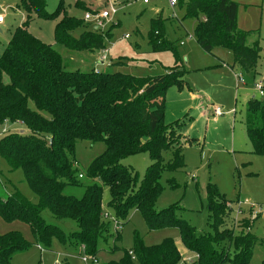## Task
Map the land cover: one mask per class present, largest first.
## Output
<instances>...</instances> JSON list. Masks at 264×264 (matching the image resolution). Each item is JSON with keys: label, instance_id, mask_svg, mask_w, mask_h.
<instances>
[{"label": "trees", "instance_id": "trees-1", "mask_svg": "<svg viewBox=\"0 0 264 264\" xmlns=\"http://www.w3.org/2000/svg\"><path fill=\"white\" fill-rule=\"evenodd\" d=\"M60 5L48 12L44 0H22L28 15L14 28L0 54V127L19 125L27 130L0 136V159L8 171H23L37 198L31 202L14 188L6 197L0 196V217L6 223L27 224L40 246H49L55 237L73 247L84 246L85 253L98 257L100 242L107 243L111 237L114 242L120 241L122 225L129 221L131 212L137 211L150 231L178 230L188 256H197L191 264H221L227 260L246 264L256 238L250 233L234 234L227 225L232 223L230 202L215 187L210 186L207 195L211 221L207 232H197L178 217L176 210L180 207L176 203L156 209L163 191V171H183L184 146L194 142L181 133L178 121L165 123L166 91L170 86L182 88L186 71L178 62L177 46L164 37L162 20L151 19L148 43L153 52L173 54L175 63L164 73L136 76L120 71L65 69L56 47L27 30L31 11L58 20L54 41L68 50L101 52L106 48V33L95 25L88 29L84 19L67 15ZM178 6L185 9L186 16L202 12L194 36L204 52L226 48L232 54L231 66L245 73L255 71L262 49L258 39L248 45V32L238 29L237 1L178 0ZM80 28L83 30L75 36ZM174 71L180 78L173 75ZM243 124L252 152L264 155V93L248 99ZM81 140L104 144L87 169L86 183L80 181L83 176L74 154ZM141 152L151 160L143 177L121 163L123 158ZM167 183L170 188L178 186L172 178ZM70 186L81 187L82 195L66 194ZM104 188L109 194L108 210L102 206ZM46 211L50 218L44 217ZM104 213L120 220L119 230H112ZM27 248L19 231L0 233V264H11L13 254ZM117 251L118 259L98 264H186L171 237L146 245L134 233L129 249L116 245L109 249L110 254Z\"/></svg>", "mask_w": 264, "mask_h": 264}, {"label": "rangeland", "instance_id": "rangeland-1", "mask_svg": "<svg viewBox=\"0 0 264 264\" xmlns=\"http://www.w3.org/2000/svg\"><path fill=\"white\" fill-rule=\"evenodd\" d=\"M44 1L48 12H54L61 2V11L64 10L67 15L77 19H83L88 11L94 13L96 10L108 9L111 5L117 9L110 20H103V29L98 28V31L106 33L104 41L107 49V60L99 65H96V58L101 52H77L57 45L53 31L58 20H50L36 15L33 11L30 12L32 19L27 30L45 43L56 47L62 56L65 69L120 71L136 76H155L164 73L165 68L175 63L173 54L170 51L153 52L148 43L151 19L158 21L162 19L164 37L177 46L180 57L178 62H182L186 71L184 75L186 85L182 90L177 91L170 86L166 91L167 121L187 107L184 114L188 115H183L180 120L181 131L196 138L197 141L184 146L183 171H163L160 179L163 191L157 199L156 209L160 210L176 203L180 207L176 210L178 217L194 226L197 232H207L211 223L208 219L207 195L210 186L215 187L230 202L232 223L227 225L234 234L250 233L256 238L246 264H261L264 261V155L252 152L243 117L246 100L258 95L254 89L255 84L261 81L264 86V0H235L240 3L236 19L238 29L248 32V45L258 39L262 49L255 71L248 73L238 69L230 72L222 66L221 61L228 64L232 62L230 50L215 47L210 54L201 49L194 36L195 23L203 16L201 11L186 16L185 9L177 5L174 8L176 19H171L167 0L150 1L148 4L142 3L141 0ZM0 13L4 15V22L0 26L1 54L10 37L11 26L25 19L28 14L22 6V0H0ZM87 23L85 22V25L88 29L93 28V23ZM82 30L78 29L74 35L78 36ZM234 74H241L244 84H237ZM173 75L180 78L177 71H174ZM206 105L209 106L207 109L209 111L212 106L220 107L223 115L217 119L202 115ZM233 110H236L235 114ZM2 127L6 130L3 133L0 129V136L15 131H27L25 127L19 125ZM103 149L104 144L101 141L92 143L81 140L76 143L74 154L76 166L83 176L80 178L82 183L88 182L87 169ZM121 163L137 172L139 177H143L151 160L147 153L141 152L123 158ZM171 178L178 184L177 187H169L167 180ZM0 179L1 197H6L7 193L16 188L29 201L36 202L37 198L26 183L23 171L21 169L8 171L7 164L1 159ZM65 193L80 197L83 189L70 186L65 189ZM238 200H247L249 205H242L239 223L235 224ZM108 201V190L104 188L102 195L104 210H108ZM250 205H253V208H250ZM44 217L50 218L47 211ZM56 223L65 225L64 222ZM71 229H74V226ZM12 230L22 234L28 248L15 252L11 264H52L57 253L65 257V264H84L79 247L64 244L53 237L49 246L41 244L44 249L42 252L37 248L38 243L27 224L19 221L6 223L0 217V233ZM120 233V241L114 242L111 237L107 243L100 242L98 254L100 263L118 259L120 251L110 254L109 249L114 245L129 249L134 233H137L146 245L157 244L163 238L171 237L180 254L185 257L189 255L180 240L178 230L165 228L150 231L137 211L130 213L129 221L122 225ZM230 253L231 256L235 253L232 247ZM221 264L236 263L227 260Z\"/></svg>", "mask_w": 264, "mask_h": 264}, {"label": "built area", "instance_id": "built-area-1", "mask_svg": "<svg viewBox=\"0 0 264 264\" xmlns=\"http://www.w3.org/2000/svg\"><path fill=\"white\" fill-rule=\"evenodd\" d=\"M141 1L144 4H148L150 1H155V0H141ZM167 5H168L169 9L171 10L170 18L176 19V14L174 12V8L177 7L178 0H167ZM116 11H117V9L113 5H111L108 9L96 10L94 13H92L91 11H88L84 14L83 19L85 22L93 23L95 25L94 28L103 29V27H104V23H103L104 21L103 20H110L112 18V16L116 13ZM3 22H4V15L0 13V26L3 24ZM126 37L127 36H125V38ZM106 54H107L106 49L101 51L100 60L102 62L106 59V57H107ZM235 77H236L238 82L244 83V80H243V77L241 74H238V75L235 74ZM263 87L264 86L262 85L261 81H259L258 83L255 84L254 89L258 92V95H262L264 93ZM211 112L215 116H220L223 114L222 109L218 106H212ZM233 112H234V110H233ZM0 129H1V132L5 133L4 132L6 130L5 127L1 126ZM246 204L249 205L247 200H238L237 201V212H236L235 218H234L235 224L239 223L238 218H239L240 213H242L241 207H242V205H246ZM250 208H253V205H250ZM104 217L107 220L112 222L114 231H117L120 229L121 222H120V220L116 219L115 216L110 215L109 213H104ZM36 246L40 251H42V252L44 251V249L40 245L37 244ZM84 249H85L84 246L80 247L82 262L84 264H98L99 263L98 257L85 253ZM61 257H63V255H61L60 253H57L52 264H63L65 257L60 259ZM196 257L197 256H186L185 262L191 263L194 260V258H196Z\"/></svg>", "mask_w": 264, "mask_h": 264}, {"label": "crops", "instance_id": "crops-1", "mask_svg": "<svg viewBox=\"0 0 264 264\" xmlns=\"http://www.w3.org/2000/svg\"><path fill=\"white\" fill-rule=\"evenodd\" d=\"M81 4V3H80ZM240 4V3H239ZM172 19V18H171ZM25 19H23V20H20V21H17V24L14 26V25H12L11 27H12V29L10 30V37H11V33H12V31L14 30V28L15 27H17V26H19L23 21H24ZM162 20V19H161ZM196 24V23H195ZM2 26V25H1ZM1 28V27H0ZM0 31H1V29H0ZM10 37H9V39H10ZM8 39V40H9ZM181 45L183 44V43H180ZM106 49V48H105ZM106 51H107V49H106ZM210 54H212V53H210ZM100 56L101 55H99L96 59H97V62H96V65H99V64H104V62L107 60V57H106V59L102 62L101 60H100ZM221 64H222V66H225L226 68H227V70L228 71H230V72H232V71H235V69H238L239 71H241L239 68H237L236 66L235 67H233V66H231V64H232V62L231 63H225V62H223V61H221ZM234 76H235V74H234ZM184 77V76H183ZM235 79H236V77H235ZM184 80H185V78H184ZM236 83L237 84H244V83H240V82H238L237 81V79H236ZM186 85V80H185V84L183 85V87ZM182 87V88H183ZM171 88H175L177 91L178 90H182V88H177V87H175V86H173V87H171ZM189 89V88H188ZM190 90V89H189ZM189 90H187V91H189ZM166 96V95H165ZM248 100H246V102H247ZM166 102H167V99H165V123H167V124H169V123H173V122H176V121H178L179 123H180V120L182 119L181 117L184 115H188V114H184L185 113V111H186V109H187V107H185L184 109H183V111L181 112H179L177 115H173L172 117H171V119H168L169 121H167V113H168V108H167V105H166ZM235 105V104H234ZM209 108V106L208 105H206V110L205 111H202V115L204 114V116H209V118L211 117H213V119H217L219 116H215V115H213L212 114V112H211V109H210V111L209 110H207ZM212 108V107H211ZM236 113V110L233 112V114H235ZM223 115V114H222ZM179 117H180V119H179ZM181 124V123H180ZM180 131H181V125H180ZM181 133H182V131H181ZM183 135H185V136H188V137H190V138H193L194 139V142L195 141H197L196 140V138H194V137H191V136H189V135H186V134H184V133H182ZM178 248V247H177ZM178 250H179V248H178Z\"/></svg>", "mask_w": 264, "mask_h": 264}, {"label": "water", "instance_id": "water-1", "mask_svg": "<svg viewBox=\"0 0 264 264\" xmlns=\"http://www.w3.org/2000/svg\"><path fill=\"white\" fill-rule=\"evenodd\" d=\"M96 29V28H95Z\"/></svg>", "mask_w": 264, "mask_h": 264}]
</instances>
